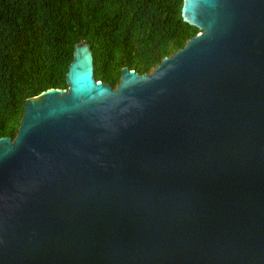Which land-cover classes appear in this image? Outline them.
Wrapping results in <instances>:
<instances>
[{
    "label": "water",
    "instance_id": "1",
    "mask_svg": "<svg viewBox=\"0 0 264 264\" xmlns=\"http://www.w3.org/2000/svg\"><path fill=\"white\" fill-rule=\"evenodd\" d=\"M148 74L24 100L0 137V264H264V0H182Z\"/></svg>",
    "mask_w": 264,
    "mask_h": 264
},
{
    "label": "trees",
    "instance_id": "2",
    "mask_svg": "<svg viewBox=\"0 0 264 264\" xmlns=\"http://www.w3.org/2000/svg\"><path fill=\"white\" fill-rule=\"evenodd\" d=\"M182 0H0V137L15 136L26 98L66 89L73 46L89 45L95 81L148 74L198 30Z\"/></svg>",
    "mask_w": 264,
    "mask_h": 264
}]
</instances>
